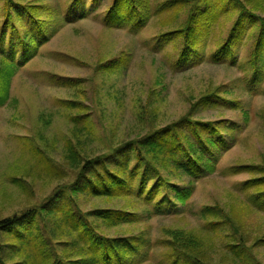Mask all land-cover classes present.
Wrapping results in <instances>:
<instances>
[{"label":"rangeland","instance_id":"374dc122","mask_svg":"<svg viewBox=\"0 0 264 264\" xmlns=\"http://www.w3.org/2000/svg\"><path fill=\"white\" fill-rule=\"evenodd\" d=\"M66 1L52 0L50 4L57 8L61 3L63 7ZM91 1L83 3L90 7ZM110 2L98 0L86 18L60 23L49 41L13 76L9 96L0 108V219L38 204L54 192L59 180L73 181L76 167L67 158L71 144H76L84 157L105 152L141 135L150 119L156 126L180 120L202 94L221 87L230 99L239 100L241 107L229 109L218 102L200 107L194 118H224L243 126L233 145L220 156L214 172L195 181L188 204L178 206V214L146 216L145 206L131 197L109 201L91 198L84 205L86 211L94 205H117L141 214L137 223L108 229L110 235L123 228L132 233L148 229L152 244L157 246L150 248L141 264H172L162 259L165 228L197 234L201 243L199 252L196 250L201 254L198 264H264V209L253 207L240 186L251 175L226 172L229 166L258 163L264 158V75L252 83L250 72L239 66L246 59L249 44L240 47L234 65H219L208 60L213 49L208 41L201 60L175 68L179 41L156 38L173 19L152 16L138 32H130L127 26L110 28L101 22L103 9ZM183 18L181 14L178 20ZM232 18H223L215 35L225 36ZM115 60L116 64L104 72L101 65ZM64 81L72 83L63 85ZM66 100L81 109L78 114H86L85 127L92 126V131L81 134L74 129L69 116L75 110L66 106ZM43 157L51 167H40ZM56 171L63 173V179L56 180ZM12 176L20 177V184L13 182ZM175 177L170 175L172 180L185 183L184 177ZM205 206L221 212L216 218L220 226L214 233L201 230L206 220L200 210ZM157 240L162 241L161 246Z\"/></svg>","mask_w":264,"mask_h":264},{"label":"trees","instance_id":"16d2710c","mask_svg":"<svg viewBox=\"0 0 264 264\" xmlns=\"http://www.w3.org/2000/svg\"><path fill=\"white\" fill-rule=\"evenodd\" d=\"M97 1H91L93 10ZM51 2L0 0V108L9 96L13 76L24 62L34 57L40 45L49 41L57 26L86 18L92 12L83 0H67L63 7L60 3L57 8ZM103 11L104 25L127 26L130 32L141 30L152 16L172 18L169 28L156 38L179 41L175 68L201 60L208 41L213 44L208 60L219 65H234L240 47L249 44L246 59L239 66L250 72L252 83L258 81V75H264V0H111ZM181 14L184 18L178 20ZM231 15L232 24L225 36L215 35L221 20ZM112 63L115 65L116 60L102 64L103 71L107 72ZM66 82L63 85L72 83ZM218 102H224L229 109L241 107L239 100L230 99L218 87L191 103L190 113L180 120L156 126L150 119L141 135L113 145L105 152L84 157L76 144H71L67 147V158L76 167L73 181L59 180L54 192L38 204L0 219V264L145 262L150 248L157 246L152 244L148 229L132 233L123 228L119 234L108 233L109 228L120 229L128 223H137L141 214L117 205H94L86 211L85 201L131 197L145 206L146 216L178 214L177 207L188 204L195 181L214 172L220 156L233 145L243 126L224 118L208 121L194 118V112L200 107ZM65 103L75 110L69 116L74 129L82 131L81 134L92 131V126L85 127L86 114H78L81 109L73 101ZM244 117L248 119L247 112ZM42 160L44 164L40 167H51L46 157ZM226 172L250 174V178L241 182V189L253 207L264 209V158L258 163L229 166ZM54 175L56 180L63 179L62 172L56 171ZM170 175L177 180L184 177L185 183L172 180ZM11 179L19 184L22 181L15 176ZM200 215L206 220L202 231L214 233L220 226L216 220L221 215L219 210L205 206ZM163 233V260L172 264L199 263L201 254L196 250L201 243L194 231L165 228ZM157 241L161 246L162 241ZM57 246L66 249L60 250Z\"/></svg>","mask_w":264,"mask_h":264}]
</instances>
